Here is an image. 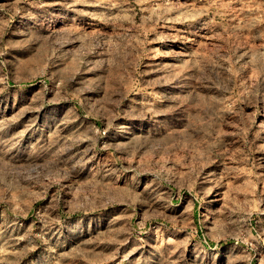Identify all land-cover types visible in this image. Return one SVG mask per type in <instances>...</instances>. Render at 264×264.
Wrapping results in <instances>:
<instances>
[{"label":"rangeland","instance_id":"rangeland-1","mask_svg":"<svg viewBox=\"0 0 264 264\" xmlns=\"http://www.w3.org/2000/svg\"><path fill=\"white\" fill-rule=\"evenodd\" d=\"M0 264H264V0H0Z\"/></svg>","mask_w":264,"mask_h":264}]
</instances>
